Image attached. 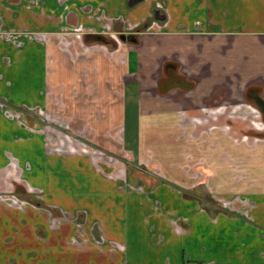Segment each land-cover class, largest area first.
Instances as JSON below:
<instances>
[{"label": "crops", "instance_id": "obj_1", "mask_svg": "<svg viewBox=\"0 0 264 264\" xmlns=\"http://www.w3.org/2000/svg\"><path fill=\"white\" fill-rule=\"evenodd\" d=\"M60 1L0 0V264H264V0Z\"/></svg>", "mask_w": 264, "mask_h": 264}, {"label": "rangeland", "instance_id": "obj_2", "mask_svg": "<svg viewBox=\"0 0 264 264\" xmlns=\"http://www.w3.org/2000/svg\"><path fill=\"white\" fill-rule=\"evenodd\" d=\"M60 2H61V4H64V3L67 4L68 1L61 0ZM109 7H110V5H109ZM81 8H82L81 10H83V9H86V10L89 9V10H91V12H92L91 15L86 16V18H88V19L91 20L93 30L96 29L95 27L98 26L97 28H99L104 33H107V32H105L106 27H105L104 24H106L108 22V21H106L107 18L113 16L112 14L110 15V11H111L110 8L106 11V9L104 7H102L100 4L99 5H97V4L96 5H94V4L93 5H87L86 4L84 6L82 5ZM81 17L83 18L84 16L81 15ZM67 30H68L67 27H65L64 28V31H67ZM103 32H101V33H103ZM105 37H107V36H105ZM107 39L109 40V42L114 43V44H115V42H117L119 40L118 39V36H116V35L114 36L113 40H111L108 37H107ZM254 125H255V127H253V129H252V133L255 134V133L258 132V133H263L264 134V120H263V116L262 117L260 116V119H255ZM80 148H81V151L80 150L79 151L82 152V153H85V152H88L89 151L88 150V147H86V145L85 146L82 145V146H80ZM112 162L115 163V165L122 162L123 165L125 166V168L127 167L126 170H128V169L131 170V169H136V168H139L140 170L148 169V171L150 170V173H153L155 176L160 177L157 174L158 173V170L156 168L152 167L151 165L147 164L146 161H144V163H142V162H140V163L137 162L136 163L135 161H124V162L123 161H121V162L118 161V162H116L115 159H112ZM110 165H112V164H110ZM116 166H118V165H116ZM108 167H110V166H108ZM122 168H123V166L121 167V165H119L118 167H116V168L114 167L112 169H115V170L118 169L119 170V169H122ZM127 174H129L128 171H127ZM136 177H137V179L139 181L145 180V178L143 176H136ZM191 178H192L191 181L192 182H195V176L193 175V176H191ZM64 193L67 194L66 192H64ZM57 196L61 200L60 202H62L64 205H66L65 202L67 201V199L61 198V197H59V195H57ZM16 197L18 199H23V200L26 199L25 197L20 196V195H16ZM75 200L76 201H73V204L80 202L79 199H77V198H75ZM161 210H163V209L161 208ZM61 220H64L63 217H62ZM65 220H66V218H65ZM65 222H67V221H65ZM79 223H80V221H78V224ZM61 227L63 228L64 226H61ZM60 230L61 231L59 233V236H60V240H61L62 239V236H63L62 235V232H64V230H62V229H60ZM93 236H95V235H93ZM95 238L97 239L96 236H95ZM58 248L61 251L62 247L60 248V244H58ZM96 257H98V256L95 255V254H92V253H87V252L84 253V252H81L80 254H73V255H69V256H65V257L59 256L58 258L54 259L53 262H51L50 260H48V264H99V261L96 259ZM44 261L46 262V260H44Z\"/></svg>", "mask_w": 264, "mask_h": 264}, {"label": "flooded vegetation", "instance_id": "obj_3", "mask_svg": "<svg viewBox=\"0 0 264 264\" xmlns=\"http://www.w3.org/2000/svg\"><path fill=\"white\" fill-rule=\"evenodd\" d=\"M131 2H132V0H131ZM154 20L157 21V22H162L164 20V16L159 10L155 9V12H154L153 16H151V18L148 21H146L145 23H143L141 26L133 27V28H130L129 30H127V31H131L130 34L122 33V34H119V35H116V36H118L119 41L132 42L133 40H135V34L139 30L143 31L144 28L146 29V27L149 26V24L152 21H154ZM106 21H108V22L106 24H104L105 27H106L105 32H107L108 34L112 33V31L114 29L113 23H118L119 25H124V27H126V25L123 22L121 17H117V18L114 17V18H111V19L108 18V19H106ZM120 37H123V39L121 40ZM92 38L98 41L99 39L103 40L105 38V36H103V35H94ZM80 214H81V217H82L83 214L82 213H80Z\"/></svg>", "mask_w": 264, "mask_h": 264}, {"label": "trees", "instance_id": "obj_4", "mask_svg": "<svg viewBox=\"0 0 264 264\" xmlns=\"http://www.w3.org/2000/svg\"><path fill=\"white\" fill-rule=\"evenodd\" d=\"M95 40V39H94ZM96 42H99L100 44H105V45H112L110 42H109V40H105V39H99L98 41L97 40H95Z\"/></svg>", "mask_w": 264, "mask_h": 264}, {"label": "water", "instance_id": "obj_5", "mask_svg": "<svg viewBox=\"0 0 264 264\" xmlns=\"http://www.w3.org/2000/svg\"><path fill=\"white\" fill-rule=\"evenodd\" d=\"M120 39L122 40V39H123V37H120Z\"/></svg>", "mask_w": 264, "mask_h": 264}]
</instances>
